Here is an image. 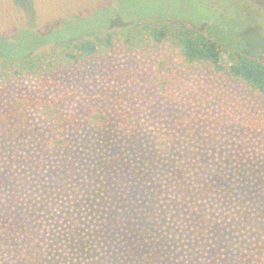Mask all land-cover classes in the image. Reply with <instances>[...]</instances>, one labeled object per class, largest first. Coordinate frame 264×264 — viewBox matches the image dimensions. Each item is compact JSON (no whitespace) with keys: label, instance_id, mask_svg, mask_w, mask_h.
<instances>
[{"label":"rangeland","instance_id":"obj_1","mask_svg":"<svg viewBox=\"0 0 264 264\" xmlns=\"http://www.w3.org/2000/svg\"><path fill=\"white\" fill-rule=\"evenodd\" d=\"M32 3L34 20L26 23L27 13L16 9L12 0H0V35L16 33L17 24L48 32L44 42L59 43L140 18H172L186 21L230 51L264 62V0ZM40 41L28 39L11 46L0 39V57L29 55ZM169 54L161 48L147 54L98 55L54 75L44 91L27 77L0 83V115L20 111L18 99H40L59 101L64 116L71 119V143L65 152L50 154L39 149L49 127L34 110L26 112L21 124L29 137L3 147L7 157L34 163L18 167L17 173L27 176L31 184L23 196V208L33 210L35 218L48 225L49 264H119L127 236L113 229L111 222L138 199L140 180L148 179L149 154L154 155V142L159 140L169 141L176 159H202L225 172L232 184L201 204L209 216L206 241H173L170 260L175 264H263L264 99L254 98L241 84L210 68L184 70L174 57L167 74H158L155 61ZM221 60L229 65L225 56ZM157 78L167 80L165 90L157 86ZM92 111L108 115L111 124L90 125L87 115ZM76 125L80 130L76 131ZM30 136L40 143L33 147ZM72 173L71 188L79 193L54 211H40L34 193L37 185L63 177L70 180ZM154 177L161 182L160 171ZM55 191L47 193L44 201ZM142 201L143 197L137 203ZM170 260L164 264H172ZM0 264L21 263L8 247L0 252Z\"/></svg>","mask_w":264,"mask_h":264},{"label":"trees","instance_id":"obj_2","mask_svg":"<svg viewBox=\"0 0 264 264\" xmlns=\"http://www.w3.org/2000/svg\"><path fill=\"white\" fill-rule=\"evenodd\" d=\"M12 2L16 9L27 13L26 23L34 20L32 0ZM16 26V33L9 37L0 35V39L11 46L23 44L28 39L40 38L42 41L29 55L0 57V83L27 77L36 80L40 90L44 91L50 85L51 77L75 69L98 55L108 56L118 51L147 54L165 48L171 54L155 61L158 74H167L174 57L184 70L196 66L210 68L241 84L254 98L264 99V62L230 51L186 21L140 18L95 35H81L52 44L43 40L48 32L40 33L20 28L23 25ZM223 56L227 58L228 66L221 62ZM167 83L166 79L157 78V86L161 90L166 89ZM17 104L20 111L0 115V252L10 247L21 264H49V240L45 235L48 225L35 218L33 210L23 208V196L31 184L27 176L17 173L18 167H31L34 163L18 161L15 156L7 157L3 154V147L23 136L29 137L21 124L25 121L26 112L34 110L49 127L47 138L39 149L50 154L65 152L71 143L68 133L71 119L64 116L61 103L57 100L18 99ZM128 121L132 126L133 121ZM87 122L104 128L111 124V118L103 112L92 111L87 115ZM75 128L80 130L78 125ZM128 130L131 132L133 128ZM32 138L30 136L33 147L40 143ZM168 143L166 140L154 142V155L149 154L145 168L148 179L139 178L138 199L111 222L113 229L127 236L119 264H164L174 252L173 241L205 242L210 224L201 204L225 190L227 184L232 186L225 172L202 159H176ZM185 155L188 156V153ZM159 171L160 183L155 180L156 177L152 178ZM73 177L72 173L70 180L63 177L37 185L34 193L40 211H54L59 204L69 203L71 197L79 193V189L71 188ZM54 189H57L54 195H48L49 199L44 201L46 194ZM141 197L143 201L137 203ZM121 216L126 219H120ZM261 260L264 264V248ZM170 261L175 264L172 259Z\"/></svg>","mask_w":264,"mask_h":264}]
</instances>
